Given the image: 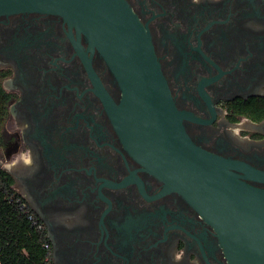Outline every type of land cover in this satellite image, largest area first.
<instances>
[{
    "label": "flooded vegetation",
    "instance_id": "flooded-vegetation-1",
    "mask_svg": "<svg viewBox=\"0 0 264 264\" xmlns=\"http://www.w3.org/2000/svg\"><path fill=\"white\" fill-rule=\"evenodd\" d=\"M195 145L264 170V0H126ZM0 170L48 264H227L213 226L147 164L122 90L62 16L0 14ZM261 186L260 184L254 183Z\"/></svg>",
    "mask_w": 264,
    "mask_h": 264
},
{
    "label": "water",
    "instance_id": "water-1",
    "mask_svg": "<svg viewBox=\"0 0 264 264\" xmlns=\"http://www.w3.org/2000/svg\"><path fill=\"white\" fill-rule=\"evenodd\" d=\"M21 11L60 15L85 34L118 81L120 117L147 164L213 226L227 264H264V170L189 138L186 112L175 107L150 36L127 1L0 0V14Z\"/></svg>",
    "mask_w": 264,
    "mask_h": 264
},
{
    "label": "trees",
    "instance_id": "trees-1",
    "mask_svg": "<svg viewBox=\"0 0 264 264\" xmlns=\"http://www.w3.org/2000/svg\"><path fill=\"white\" fill-rule=\"evenodd\" d=\"M0 89V121L5 109ZM264 114L251 116L258 120ZM44 237L17 203L6 174L0 170V264H48Z\"/></svg>",
    "mask_w": 264,
    "mask_h": 264
}]
</instances>
